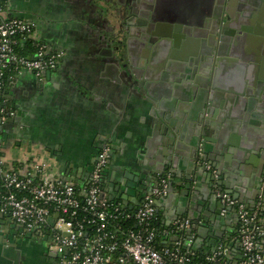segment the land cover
<instances>
[{
	"label": "crops",
	"instance_id": "0c3cea01",
	"mask_svg": "<svg viewBox=\"0 0 264 264\" xmlns=\"http://www.w3.org/2000/svg\"><path fill=\"white\" fill-rule=\"evenodd\" d=\"M7 1L13 15L34 17L42 38L54 48H62L65 55L57 71L45 72L42 79L23 72L5 91L6 104L16 111L14 121L8 122L1 134L6 162L20 167L28 160H39L47 164L51 177L84 182L91 174L93 151L102 145L118 147L126 155L108 173L107 195L114 197L113 186L126 179L136 186L129 187L128 199L121 201L136 206L141 198L140 186L150 189L155 184V176L149 172L160 166L165 170L163 174L170 177V184L173 182V189L169 184L168 194L157 201L162 221L191 218L192 212L185 211L188 206L185 208L186 201L182 200L187 191L183 169H188L190 163L196 168L190 152L198 136L197 127L189 120L201 114L202 119L207 115L210 121L218 123L224 117L225 107L236 102L233 93L219 88L210 103L211 87L203 88L206 81L203 73L208 72L209 65L200 58L205 54L210 56V47L202 40L210 33H204L200 25L215 12L218 7L215 0H169L175 17L181 15L200 29L182 39L177 47L168 43L160 49L156 47L155 59L149 63L139 56V42L132 41L133 61L119 68L111 62L101 36L109 33L111 24L118 30L119 12L113 8L114 4L118 7L121 2V6L129 9L131 18H138L134 11L146 6V0L137 8L133 1L125 0ZM231 1L235 7L236 0ZM257 41L247 40L246 44L244 38H236L233 45L235 50L247 51L248 60H256L261 49ZM235 71L231 67L222 71L221 83L225 87L231 86L229 82ZM260 72L264 73V64ZM164 118L173 122V130L179 132L174 133L173 144L164 143L167 126ZM247 126L240 132L243 143L249 147L264 143V125ZM205 133L211 139L215 134L214 129ZM225 134V139H229L232 133ZM208 143L212 147L213 142ZM138 156L145 165L143 172L131 164ZM239 156L233 153V161L227 163L228 179L249 178L247 187L254 188V166L240 162ZM240 164L245 167L239 170L244 174L230 170ZM127 171L130 180L125 178ZM175 171L182 173V177H173ZM190 192H198L197 196L203 198L199 192H210V188L206 181H200L197 190ZM223 216V220L210 219L204 226L202 219L194 221L195 242L214 244L217 238L233 234L237 216ZM19 229L7 217H0V264H57L44 242L35 238L28 240ZM232 241L234 250L238 249L236 238Z\"/></svg>",
	"mask_w": 264,
	"mask_h": 264
},
{
	"label": "built area",
	"instance_id": "2783aa9c",
	"mask_svg": "<svg viewBox=\"0 0 264 264\" xmlns=\"http://www.w3.org/2000/svg\"><path fill=\"white\" fill-rule=\"evenodd\" d=\"M35 27L34 21L13 15L7 0H0V126L16 115L5 99V91L16 78L28 72L42 79L45 72L57 70L63 58V50L37 40ZM26 41L29 48L24 46ZM10 67L15 73L4 82L5 71ZM4 149L0 133V152ZM110 157L111 147L106 145L93 162L89 178L76 182L49 176L47 164L42 161L28 160L14 167L0 154V214L26 232L46 237L49 249L60 257L61 264H188L193 255L189 247L196 242L187 230L194 221L182 217L165 223L157 206V201L168 194L170 177L161 176L158 186L130 208L103 190ZM205 167L217 172L207 162ZM79 184L81 187L77 188ZM217 195L225 206L236 209L239 253L235 264H264L261 197L251 208L228 192L218 191ZM122 216L134 218L137 228L128 229L119 238L110 226ZM158 219L168 227L164 230L165 239L171 231H186L185 251L179 246L157 248L158 234L152 223ZM229 253V246L219 243L207 260L210 264H227L222 256Z\"/></svg>",
	"mask_w": 264,
	"mask_h": 264
},
{
	"label": "water",
	"instance_id": "95a60500",
	"mask_svg": "<svg viewBox=\"0 0 264 264\" xmlns=\"http://www.w3.org/2000/svg\"><path fill=\"white\" fill-rule=\"evenodd\" d=\"M145 2H147V0ZM231 2V0H215V4L218 7H216L215 12H211V18H207L204 22H201L200 25L204 33H210L207 39L203 38L202 40L203 44H206V47H210V56L205 54L200 58L201 61L203 59L206 60L205 62L209 65L208 72L203 73L204 78H206L203 88L208 86L211 87L212 91L209 96L210 103L213 102L215 90L219 88L227 93H233L236 96L235 104L225 107L226 112H223L224 117L218 123L210 121L207 115L202 119L203 115L201 116V114L189 120L194 127H197L196 133L198 138L196 143L193 144L190 152V156L194 160L196 168L193 169L194 167L190 163L187 165L188 169H183V171H185L184 189L187 191L184 192V197H182L184 199L182 200L186 201L185 208L188 206V210L185 209V211L192 212L191 219L195 221V223L199 221V219L204 221L201 223L202 226L206 225V222L210 219L212 221L223 220V215L228 216L229 214H234L237 216L235 208L227 207L222 203L217 195L218 191L232 194L234 198L247 203L251 208L255 206V203L259 197H261L263 203L262 215L264 219V143L249 147L241 140L240 133L251 123L255 126L264 125V73L260 72L264 64V0H236L234 5L237 3V7H233V3ZM134 12V14L140 18L147 17V12H144L143 8ZM152 14L157 17L159 9L154 8ZM175 21H177L175 22L176 24H171L170 28L167 29L169 36L157 41L155 48L157 47V49H160L165 43H168L171 47H177L182 39L189 38L193 34L195 35V32L200 29V27H195L193 25L194 22H188L180 15ZM260 22H262V24ZM236 38H244L246 44L247 40H258L261 47L257 54L259 55L257 56L258 58H256V60H248V57L246 58L247 51L235 50L233 44ZM105 39L106 35L101 36L103 42ZM110 50V60L116 63L119 68L117 59H114L115 55H113L115 49L111 48ZM127 66L128 65L125 64V67ZM227 67L236 69L232 81L230 80L229 82L231 85L229 87H225L224 84L221 83V73ZM13 121L14 118L9 122ZM164 122L167 124L164 132V143L166 144L169 142L173 144L174 141L172 140H174V133L179 132L173 130L175 128L173 122L169 121L167 118H164ZM5 126L6 124L0 126L1 134ZM210 129H214L215 133L212 139L205 133L206 131L209 133ZM227 131L232 133L229 139H225L224 137ZM180 135L181 134H179V136ZM210 141L213 142L212 147L208 146L210 145V143H208ZM110 147L111 157L104 171V191L105 182L108 179V173L111 167L117 165L119 158L121 157L123 159L126 155L125 150L124 152L118 149V147ZM233 153L240 155L238 157L240 162H249L253 164L254 175H252V178L256 180L254 188L247 187L251 181L246 177H238L236 181H229L228 178L230 177V173L227 168V163L233 161ZM139 157L140 156L134 159L131 164L132 166L136 165V168H142L143 170L139 171L143 172L145 165L141 162ZM206 162L212 165L217 172L214 173L207 170L205 167ZM172 167H174L173 164ZM240 169L244 170L245 167L240 164L236 169L231 167L230 170H237L239 173L244 174V171H239ZM164 172L165 170L160 166L152 169L149 173L150 175L154 174L155 184L150 189L140 186L138 191L139 195L142 197V195L158 186L160 177L164 175ZM176 176L182 177V173L173 172V177ZM125 178L131 179L128 171L125 172ZM143 178H145V176H143ZM200 181H206L210 188V192H199L201 195H204L203 198L197 196L198 192H190V190H197ZM234 184L237 186H234ZM135 186L134 183L128 182L126 179L119 181V184L117 181L116 185L113 186L114 197L122 201L125 199L127 200L128 194L130 193L128 190L129 187ZM241 187L246 189V191L241 189ZM170 189H173V182L170 184ZM123 203L126 205L128 204L127 201ZM129 207L133 208L134 206L129 205ZM194 212L198 213L197 216ZM223 212L225 214H223ZM0 217L3 218L4 215L0 214ZM195 226L196 225L193 224L187 232L191 234ZM30 235V233H27L25 236ZM218 235L222 236L220 233H218ZM15 264H17V262H15Z\"/></svg>",
	"mask_w": 264,
	"mask_h": 264
},
{
	"label": "flooded vegetation",
	"instance_id": "af4514ba",
	"mask_svg": "<svg viewBox=\"0 0 264 264\" xmlns=\"http://www.w3.org/2000/svg\"><path fill=\"white\" fill-rule=\"evenodd\" d=\"M127 1H135L134 2V8H137L141 5L142 0H125ZM140 2V3H139ZM121 2L119 6L117 7L116 4H114L113 8L117 9L119 12V24H118V30L115 26V24H111V26L108 27L109 33L106 34V39L104 40V44L107 47V54L111 55V48H114L115 51L113 52L114 59H117V62L119 65H122L125 67V64H129L132 60V55L130 53V45L132 41H138L139 42V56L142 57V60H144L146 63H149L153 59H155L156 56V44L157 41L161 40L164 37H168L169 33L167 32V29L170 28L171 24H176L175 21L177 17L173 15L171 12L172 7L169 3V0H147L146 6H142L144 9V12L146 13L147 17H138V18H131L128 14L127 8H124L123 5L121 6ZM10 11L12 12V6H9ZM154 8L159 9V14L154 16L153 10ZM140 10V8L138 9ZM149 15V16H148ZM181 16V15H180ZM21 17H24L26 19H29L31 21H34L36 23V38L39 41L45 42L48 45L51 46L50 43L46 42L40 32H39V25L38 21L34 17H27L21 15ZM182 17V16H181ZM183 18V17H182ZM63 50L62 48H60ZM64 51V50H63ZM65 55V52H64ZM63 55V57H64ZM110 57V56H109ZM63 61V58L59 64L61 65ZM59 67L57 68V70ZM55 70V71H57ZM54 71V72H55ZM13 118H11L12 120ZM8 124V122L6 123ZM106 145L99 146L93 151L92 161L94 162L96 158L99 156L100 151L105 147ZM20 232L23 234L22 236L25 237V235L28 233L24 231L22 228L19 229ZM31 234V233H30ZM33 238L37 239L39 242H44L47 247V252L56 259L57 264H61L60 257L52 252L49 249V242L46 237L37 236L35 234H31L28 236V240H33ZM36 241V240H35Z\"/></svg>",
	"mask_w": 264,
	"mask_h": 264
},
{
	"label": "trees",
	"instance_id": "16d2710c",
	"mask_svg": "<svg viewBox=\"0 0 264 264\" xmlns=\"http://www.w3.org/2000/svg\"><path fill=\"white\" fill-rule=\"evenodd\" d=\"M25 48L30 47L29 42L24 43ZM20 45L17 47V49H20ZM15 73V70L10 67L6 69L5 75L3 77L4 82L7 81L8 75H12ZM2 155L3 152H0ZM85 185V184H84ZM81 184L77 185V188H80ZM104 189V182L102 185ZM2 187H0V190ZM114 200H118L116 197H113ZM152 226L155 227L158 238H157V248L161 249L167 245L174 247V246H179L183 251L186 250L185 248V241L187 238V233L186 231H171L169 232V237L168 239H165L164 236V230L167 229L161 219L155 220L152 223ZM111 229H116L118 237L121 238L125 235V233L128 231L130 228H137L136 227V220L134 218H125V217H120L116 220V223L114 226H110ZM238 225L236 227V231L233 232L229 237H222V238H217L214 242V244H202L199 245L195 243V245L190 246L189 248L193 251V255L191 256V260L188 264H199V263H204V264H210V262L207 260L208 255L212 254L213 248L217 246L219 243L225 244L229 246L230 248V253L228 255L222 256V261L227 263V264H235L237 260V256L239 253V249L234 250V243L232 239L236 238L238 239L239 233L237 232ZM177 241H180L181 243L178 244Z\"/></svg>",
	"mask_w": 264,
	"mask_h": 264
}]
</instances>
